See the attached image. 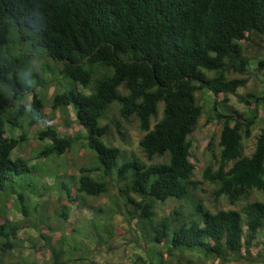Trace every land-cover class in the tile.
Segmentation results:
<instances>
[{
  "label": "trees",
  "instance_id": "16d2710c",
  "mask_svg": "<svg viewBox=\"0 0 264 264\" xmlns=\"http://www.w3.org/2000/svg\"><path fill=\"white\" fill-rule=\"evenodd\" d=\"M256 46L263 51L254 64ZM254 65L264 71V0H0V261L24 247L16 208L39 233L34 249L42 241L48 247L45 264L71 262L64 261L68 237L49 225L50 216L32 219L30 210L31 197L39 203L44 191L56 188L54 213L66 224L75 206L93 208L108 222L101 245L118 229L114 213L136 223L149 257L137 254L130 264H264V128L255 151L245 154L264 91L240 97L247 111L230 97L247 85L244 76ZM49 73L70 86L54 92L51 107L73 110L84 133L62 136L48 125L37 132L49 139L37 157L68 155L81 139L92 153L77 173L29 190L27 176L38 166L15 155L28 136L10 137L7 125L23 127L27 115L30 126L42 120L45 104L36 88L60 83L49 81ZM200 92L212 95L210 121L221 125L220 166H209L204 178L216 185V198L239 209L213 211L201 194L191 138L207 113ZM134 121L142 132L141 155L128 148L127 125ZM113 126L124 146L111 140ZM101 197L111 201L107 214L89 201Z\"/></svg>",
  "mask_w": 264,
  "mask_h": 264
},
{
  "label": "rangeland",
  "instance_id": "374dc122",
  "mask_svg": "<svg viewBox=\"0 0 264 264\" xmlns=\"http://www.w3.org/2000/svg\"><path fill=\"white\" fill-rule=\"evenodd\" d=\"M258 51V52H257ZM263 49L258 46L251 48L254 64H256L261 55H259ZM256 65L250 74L245 75L248 79V83L245 87H241L238 90V95H230L231 103L241 111H247L248 105L241 101L240 97L246 96L249 92L261 93L264 91V71H257ZM58 74V73H57ZM55 73H49L47 75L49 81L52 79L57 80L60 83H52L46 86H37L36 92L44 99L45 106L42 109V120L33 126L29 125L30 116L27 115L23 120V127L10 128V124L7 125V134L10 137H17L22 133H26L28 136V142L18 148L15 151V155L29 159L31 164L37 165L38 171L36 173L28 174L27 180L32 181L33 184L27 188L37 190L39 185L47 182L46 184L54 185L55 176L64 174L66 171L77 173V168L89 164L91 157V150L86 147L85 140L81 139L75 145L71 153L68 155H51L45 158L37 157V148L40 145H45L49 142V139L42 141L39 139L37 132L48 125L57 127L59 133L62 136L65 135H76L84 133L76 122V116L73 110L69 109L68 112L61 110H54L51 107V99L55 91L63 92L70 88L66 82L60 81L59 75ZM234 76H240L234 74ZM32 93L27 97L28 108L32 101ZM200 102L204 105L205 111L207 112L200 120L198 130L191 137L193 141V159L196 162V179L202 181L203 190L201 194L206 197V205L213 211L219 209H239L240 207L230 204L226 199L216 198L214 191L216 185L208 182L204 178L206 169L211 166L212 171L219 169V154L220 147L218 144L221 125L217 121H210V107L212 95L210 93L200 92L198 93ZM162 107V104H160ZM261 118L253 131V136L245 142V154L252 155L256 148V141L258 135L264 128V106L260 114ZM128 132L130 134L129 149H133L141 155L140 151V139L142 132L138 128V123L127 125ZM113 135L111 140L115 145L123 144L120 135L116 132V128L113 126ZM211 139H214V144L209 148L208 144ZM41 146V147H42ZM74 168V169H72ZM53 175H51V174ZM65 180V178H63ZM45 196L39 199V203L36 202V197H31L30 210L32 213V219H38L43 214L51 217L49 225L55 227L57 232L63 237H68L70 245L65 246L66 258L64 261L71 260L67 264H130L136 258V255H142L144 258L149 257L147 251L141 248L140 241L138 239L139 233L136 228L135 222H128L126 217L121 213H114L113 221L117 226L115 235L112 236L109 243L104 245L100 244L99 241L106 238L109 235L108 222L105 219L99 218L94 214L93 208H79L74 207L71 210V216L69 222L66 224L64 220L57 217L54 213V209L57 208L56 197L58 196L57 189H52L51 192L44 191ZM256 197V194L254 195ZM93 198V197H92ZM34 200V201H33ZM50 201V204H46ZM91 204L95 208L105 207L104 214L109 213V206L111 201L107 197H101L97 199H89ZM176 206V203L167 204L160 210L161 215L167 213L170 209ZM53 211H51V210ZM11 211L14 213V218L18 221H23V228L20 231L22 238L21 243L24 247L21 248L22 253H16V256L2 258L0 264H45L46 259L50 258L48 247L42 241L34 249L33 241L38 238V231L34 227L33 221H27L26 217L16 208H12ZM111 222H109L110 224ZM75 225V226H73ZM73 226V227H72ZM71 227V228H70ZM75 230H72V229ZM47 231V228L44 227ZM51 233H53L51 231ZM57 234V233H56ZM21 252V251H20ZM30 254L27 256L26 254ZM22 254V255H19ZM176 261V260H175ZM175 261L173 263H175ZM245 260L242 261H229L223 262L221 260H207L204 264H246ZM141 264H144L141 262Z\"/></svg>",
  "mask_w": 264,
  "mask_h": 264
},
{
  "label": "clouds",
  "instance_id": "9594fccd",
  "mask_svg": "<svg viewBox=\"0 0 264 264\" xmlns=\"http://www.w3.org/2000/svg\"><path fill=\"white\" fill-rule=\"evenodd\" d=\"M29 27H31V25H29ZM26 77H27V73L26 72L25 73H22V78L25 79V82H28L27 79H26Z\"/></svg>",
  "mask_w": 264,
  "mask_h": 264
}]
</instances>
